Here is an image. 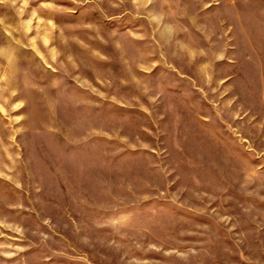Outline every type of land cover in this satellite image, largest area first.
<instances>
[{
    "label": "rangeland",
    "instance_id": "obj_1",
    "mask_svg": "<svg viewBox=\"0 0 264 264\" xmlns=\"http://www.w3.org/2000/svg\"><path fill=\"white\" fill-rule=\"evenodd\" d=\"M0 264H264V0H0Z\"/></svg>",
    "mask_w": 264,
    "mask_h": 264
}]
</instances>
